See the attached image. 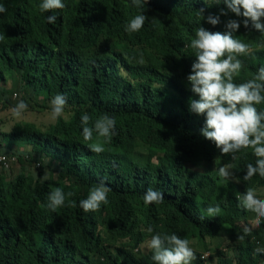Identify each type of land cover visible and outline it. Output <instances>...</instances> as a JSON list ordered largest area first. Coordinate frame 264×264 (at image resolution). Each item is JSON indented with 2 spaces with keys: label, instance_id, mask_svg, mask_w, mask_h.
Wrapping results in <instances>:
<instances>
[{
  "label": "trees",
  "instance_id": "obj_1",
  "mask_svg": "<svg viewBox=\"0 0 264 264\" xmlns=\"http://www.w3.org/2000/svg\"><path fill=\"white\" fill-rule=\"evenodd\" d=\"M41 3L0 0L6 8L0 13L5 35L0 101L10 104V93L21 91V100L50 109L48 102L63 94L72 116L69 121L59 117L46 131L17 124L5 136L10 145L19 142L26 150L8 153L0 163V264H154L151 250L140 248L147 235L157 233L202 246L215 264H264V254L255 252L264 247V219L244 240L238 236L245 226L236 224L242 213L238 197L249 188L264 189L259 174L243 180L246 166L255 165L257 157L251 148L235 153V159L221 155L201 135L204 116L189 110L190 100L198 99L187 81L195 60L189 47L195 29L225 32L227 20L242 17L229 12L213 26L197 16V9L204 8L205 17L216 16L225 8L222 2L148 0L144 26L130 33L125 26L139 12L131 0H63L64 9L50 12L42 11ZM50 15L57 17L53 24L47 23ZM234 35L251 50L238 57L243 67L234 83L240 84L264 66V35L243 25ZM256 107L264 112V103ZM85 113L89 127L104 114L113 116L116 135L104 142L93 131L92 140L85 141L80 119ZM98 139L101 153L90 148ZM138 142L149 147L146 164L135 159ZM217 158L232 165V181L225 185L189 167ZM15 162L39 171L24 168L7 177ZM100 181L110 188L108 203L84 212L79 202ZM57 188L72 196L52 211L48 196ZM148 188L163 192V202L144 204ZM217 204L219 214L208 216L206 209ZM224 229L229 234L225 250L212 249L210 240ZM111 239L127 240L133 248L101 244Z\"/></svg>",
  "mask_w": 264,
  "mask_h": 264
},
{
  "label": "clouds",
  "instance_id": "obj_2",
  "mask_svg": "<svg viewBox=\"0 0 264 264\" xmlns=\"http://www.w3.org/2000/svg\"><path fill=\"white\" fill-rule=\"evenodd\" d=\"M225 5L220 9L219 15L209 14L205 17L204 8L197 9V16L206 23L216 26L220 22V15L227 16L229 12L242 19H229L225 23V32H213L203 26L195 29L194 38L191 39L189 47L194 50L195 60L191 65L187 81L191 85V92L198 99L190 100L189 110L197 115L204 116V124L201 135L214 143L221 155H231L235 159V153L251 148L253 155L257 157L255 165L248 164L243 180L248 181L254 175L264 177V112L258 111L257 105L264 103V66L258 69L257 74L244 83H234L243 62L240 56L250 54V45L242 43L234 33L241 25L260 32L264 35V0H215V3ZM132 6L139 9L125 26L126 32H138L144 26L146 16L144 10L148 0H131ZM66 5L63 0H42L39 8L44 12L64 9ZM6 12L3 4H0V13ZM47 23L53 24L57 17L50 15L46 17ZM5 35L0 33V41ZM264 47V45H260ZM142 62V60H141ZM66 97L58 94L51 100L52 119L59 118L64 113ZM25 101L20 100L11 109L15 117H20L27 109ZM82 136L85 141L93 138V131L98 138H104V142L116 135V120L113 116L104 114L99 117L93 127H89L90 117L87 113L81 116ZM91 151L101 153L104 151L103 144L99 142L90 145ZM6 155V154H4ZM3 156V155H0ZM8 156V155H6ZM6 157H0L5 159ZM231 164H223L218 169V175L222 179L233 177L230 171ZM237 183L239 180L236 181ZM110 188L104 181H100L90 189L86 199L79 202V207L84 212L98 211L102 204L108 203ZM72 193L65 194L57 188L48 196L47 207L52 211L65 205L66 197ZM238 199L241 206L255 213V226H259L264 219V199L258 198L254 189L249 188L241 194ZM164 200L163 192L148 188L143 195L144 204H159ZM221 211L219 205L209 206L206 209L208 216H215ZM204 217H200L203 219ZM141 231V230H140ZM149 233L153 232L151 226ZM251 234V228L245 226L243 233L238 239L244 240ZM147 248L151 250L154 264H192L196 259L195 253L190 247L188 239H182L176 234L151 235L147 241ZM255 252L264 254V247H257Z\"/></svg>",
  "mask_w": 264,
  "mask_h": 264
},
{
  "label": "rangeland",
  "instance_id": "obj_3",
  "mask_svg": "<svg viewBox=\"0 0 264 264\" xmlns=\"http://www.w3.org/2000/svg\"><path fill=\"white\" fill-rule=\"evenodd\" d=\"M23 96V93L21 91L17 92H11L8 98L11 99V103L5 105L4 101H0V155H8V153H16L19 154L18 152H22L25 149L22 144H19V142H16L14 144H9L8 141L5 139V136L9 133V131L16 126L17 124L21 123H31L36 125L39 129L42 131L48 130L49 127L53 126L57 119H52L51 116V102H48V107L50 109H45V108H40V107H35V104L32 101L27 102V109L22 113L20 117H15L12 114L11 109L15 107V105L18 103V101L21 100V97ZM33 96V94L31 95ZM4 99V98H3ZM40 102H43V99H40ZM44 103L41 104V106ZM72 116L71 108L69 106H65L64 108V113L60 116L64 120L69 121ZM135 159L139 163H147L148 158H149V147L145 144H142L138 142L135 147ZM157 161V159H155ZM225 164L222 160L217 158L214 160L210 165H201V166H196V165H189L192 169L206 173L210 175L211 177L217 178L218 182L220 185H225L226 183L232 181V178L229 179H222L218 175V169L221 165ZM25 168V171L30 172L32 174H37L39 171L38 167L34 166H29L26 165L23 167L21 163L15 162L12 164L11 169L8 171H5V175L7 177L12 176L13 174L18 175L23 169ZM0 173H3V171L0 168ZM47 174V173H46ZM257 196L258 198L264 199V189H261L257 191ZM241 210V217L237 221L238 226H247L251 229H255L257 226L254 224L255 220V213L248 211L244 209L242 206L239 208ZM141 230V229H140ZM139 230V231H140ZM147 237L150 239V237L147 235ZM148 239V240H149ZM137 240V238H136ZM147 240V241H148ZM147 241L146 243H143L140 249H143L144 252L146 253L148 251L147 248ZM129 241L127 240H114L111 239L109 242H102L101 244H108L112 248H119L122 246H129L128 248L131 250L133 247L131 246ZM229 242V234L227 231L224 229L223 232L220 234L215 239L210 240V244L212 249H224L226 248L227 243ZM196 259L192 262V264H215L216 260L211 259L210 256L212 253H204V248L198 244L191 245Z\"/></svg>",
  "mask_w": 264,
  "mask_h": 264
},
{
  "label": "built area",
  "instance_id": "obj_4",
  "mask_svg": "<svg viewBox=\"0 0 264 264\" xmlns=\"http://www.w3.org/2000/svg\"><path fill=\"white\" fill-rule=\"evenodd\" d=\"M0 157H6V155L0 156ZM6 158H7V157H6ZM6 158H5V159H0V163H1L2 161H5Z\"/></svg>",
  "mask_w": 264,
  "mask_h": 264
}]
</instances>
